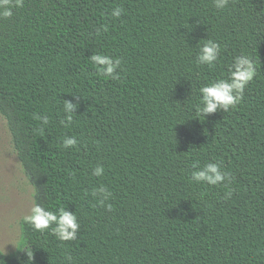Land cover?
<instances>
[{
	"label": "trees",
	"instance_id": "obj_1",
	"mask_svg": "<svg viewBox=\"0 0 264 264\" xmlns=\"http://www.w3.org/2000/svg\"><path fill=\"white\" fill-rule=\"evenodd\" d=\"M12 12L0 17V115L34 203L75 212L80 228L61 241L22 220L23 247L0 264H264V0H23ZM209 39L218 59L198 64ZM93 53L119 58V79L98 74ZM239 55L255 66L242 99L203 116L200 88ZM210 162L231 179L195 182Z\"/></svg>",
	"mask_w": 264,
	"mask_h": 264
},
{
	"label": "clouds",
	"instance_id": "obj_2",
	"mask_svg": "<svg viewBox=\"0 0 264 264\" xmlns=\"http://www.w3.org/2000/svg\"><path fill=\"white\" fill-rule=\"evenodd\" d=\"M216 8L223 9L227 6L228 0H213ZM23 0H0V17H11L13 7H22ZM123 9L116 7L112 10L111 15L119 18ZM100 30L97 29V32ZM220 53V44L213 40H207L199 50L197 55V63L201 65L212 66L218 59ZM91 62L97 66V73L111 79H119L121 60L113 58L109 55L93 53L90 56ZM255 66L253 61L246 55L236 56L232 65L229 68V76L227 79H218L203 85L200 88V103L197 105V110L203 115L215 113L217 111H228L234 107L243 97L244 89L250 80L254 77ZM76 102L64 99L63 111L65 119L70 123L72 114L76 112L79 98L74 96ZM35 119L41 121L42 124L48 123V117L39 114L34 115ZM78 143L74 136L65 137L62 141L64 148H72ZM194 170L191 173L192 179L197 183H207L209 185H217L231 179L230 173L222 170L221 165L217 162L206 163L202 168L193 166ZM104 173L102 165H97L92 175L101 176ZM93 195L97 197L98 203L102 206L111 196V193L105 186H100L94 189ZM232 195L231 191L226 192V197ZM107 208L111 211V204H107ZM24 223L30 225L34 230L44 231L51 227V232L61 241L75 240L79 231L80 225L75 212L68 210L65 207H60L55 211L45 208L39 203H33L28 214L23 217ZM6 248L0 249V256L6 255ZM28 259L29 253L27 252ZM32 259V255H31Z\"/></svg>",
	"mask_w": 264,
	"mask_h": 264
},
{
	"label": "rangeland",
	"instance_id": "obj_3",
	"mask_svg": "<svg viewBox=\"0 0 264 264\" xmlns=\"http://www.w3.org/2000/svg\"><path fill=\"white\" fill-rule=\"evenodd\" d=\"M33 203V187L15 153L6 121L0 115V249L5 246L7 254L21 251V221Z\"/></svg>",
	"mask_w": 264,
	"mask_h": 264
}]
</instances>
